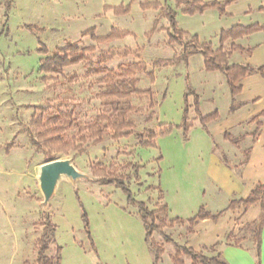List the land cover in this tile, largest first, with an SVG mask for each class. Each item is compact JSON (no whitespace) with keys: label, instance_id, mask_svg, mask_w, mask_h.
Returning <instances> with one entry per match:
<instances>
[{"label":"rangeland","instance_id":"1","mask_svg":"<svg viewBox=\"0 0 264 264\" xmlns=\"http://www.w3.org/2000/svg\"><path fill=\"white\" fill-rule=\"evenodd\" d=\"M201 1L218 2L223 12L211 7L185 13L176 0H0V264H36L46 216L54 226V242L45 255L52 257L59 247L60 264H151L137 207L120 188L102 182L111 173L128 176L132 198L148 209L166 204L169 218L193 217L203 206L200 202L192 209L202 191L205 198L211 196L201 151L207 133L199 125L193 96L188 97L192 126L186 139L179 125L187 86L199 102L202 95L227 92L226 77L205 71L201 54L186 65L165 62L181 47L169 39L161 11L167 7L174 12L185 41L196 35L213 51L221 49L228 65L239 64L247 51L244 37L220 41L221 33L234 26H264V0ZM113 29L127 34L109 42L96 39ZM67 46L84 50L87 58L61 75L42 73L41 62ZM128 65L132 68L122 73L117 87L140 91L127 97L137 111L127 114L131 134L116 139L107 122L98 119L111 111L100 96L111 82L102 68L119 73V67ZM215 104H224L221 95ZM199 110L207 115L214 109L205 102ZM149 112L155 113L150 120ZM74 123L81 128L96 123L101 141L86 139L88 132H79ZM243 129L253 132L256 122ZM29 131L41 148L32 144ZM149 131L157 137L149 138ZM139 133L142 142L155 147L142 144L135 136ZM49 158L69 160L80 177L60 176L45 200L39 177ZM188 228L166 222L153 232L163 250L159 264H173L174 244H184ZM181 259L191 264L189 258Z\"/></svg>","mask_w":264,"mask_h":264},{"label":"trees","instance_id":"2","mask_svg":"<svg viewBox=\"0 0 264 264\" xmlns=\"http://www.w3.org/2000/svg\"><path fill=\"white\" fill-rule=\"evenodd\" d=\"M176 4L183 6V11L185 13H195V12H202L207 8L216 7L221 12H223L222 6L218 2H212L210 4H204L201 0H176ZM10 3L6 5V10L9 9ZM263 10L264 9H260ZM162 15L167 19L168 22V30H169V39L176 42L180 47L181 50L176 53L171 60H166L165 62H173L174 64L177 62H182L184 65L187 64L188 59L195 55V54H201L203 57V66L204 70L211 72V71H219L224 74L226 77V83L229 88L230 94H231V100L229 104V112H233L237 108L242 106V103L237 102L233 97L234 95L239 91L240 85L238 82L241 78H243L246 75H250L253 73H260L263 75V70L260 67H253L249 64H227L225 60V54L222 52L221 49L212 50L210 47V44L208 43H199V40L196 35L189 36V39L185 41L183 39V36L187 35L185 32L180 30L177 27L174 12L170 8H163L162 9ZM7 15V14H6ZM264 30V26H259L257 24L250 25V26H234L227 31H224L221 33L220 41H223L225 38H240V37H246L256 31ZM127 34L125 31H120L113 29L107 36L96 38L97 40L103 41V42H109L121 37H124ZM240 50H242L240 48ZM46 51V50H45ZM84 50L79 49L77 47H71L67 46L63 49L57 50L55 54H53L51 57H47L41 62L40 70L42 73H50V74H56L61 75L63 73V69L67 68L69 66L77 65L78 63H81L84 61L87 56L83 52ZM132 68V65H128L127 68L124 69L122 67H119V73L115 72L114 70H107L103 69V71L107 72L106 77L107 79H110V83L108 86L100 93V96L103 98H106L102 101L103 106H109L111 108L110 113L106 116L98 117L99 120H104L107 122V126H110L111 129H113L114 133L112 135L113 138H123L128 137L131 134V130L133 129V123L130 121V119L127 117V114L133 111H137L136 108H134L129 100H127V97L133 93V92H140L134 90H127L120 91L118 90L117 85L121 82L118 79L121 78L122 73L124 72H130ZM126 69V71H125ZM102 70H95L94 72L98 73ZM188 83V77L185 79ZM188 85V84H187ZM144 92H147L144 91ZM193 96V104L195 107L196 116L198 117V120L206 133L210 136L208 133V130L206 128V125L208 122L214 120L217 117V112L214 111L207 115H202L199 110V102L198 97L193 89L190 88V86H187V89L184 93V106H183V115L182 120L179 125V127L183 131V137L186 139L187 133L189 129L192 126V123L188 120V112H189V100L188 97ZM107 98H110V100L107 101ZM158 105L155 104L154 107ZM154 112H149V120L154 115ZM264 117V110L259 112L258 114L251 117L246 123H251L253 121L256 122V129L251 132V135L253 138L259 133L261 129V118ZM75 126L79 127V132L82 133V130H85L88 132V135L86 136L83 134L80 138L86 136V139L88 138H94L93 142L97 143L101 141L102 134L100 133L98 126L96 123H91L85 128H81L79 124L74 123ZM29 136L32 144H34L37 148H41V144L39 141H37L34 136L31 134V131H29ZM136 138L142 142L143 141V135L142 134H136ZM148 137L151 139H154L157 137V135L153 131L148 132ZM224 139H227L232 144H237V142L240 140L239 138H234L228 133H224L223 135ZM96 138V139H95ZM147 147H155V144L151 142H142ZM247 155V151H246ZM49 157V155H47ZM221 161L228 165V160L224 154L221 155ZM53 158H49L47 162L53 161ZM161 160V156L156 158V161ZM135 174L138 170L137 167H135ZM103 184H113L114 186L120 188L126 195L127 200L134 204L137 207V214L139 218L142 221L144 232H145V243L148 248V251L151 255V264H159L160 262V255L163 252L162 248L157 245L153 239L152 234L154 231H160L161 227L165 225L166 222L171 223L177 222L179 224H187L189 226L187 233L188 236L192 232V227L200 220H203L205 218H212L215 220L218 216L217 215H211L208 213L203 206L199 208L197 213L188 219H181V218H169L168 216V208L166 204L161 205L159 208L157 207L154 210L148 209L146 204L141 201H135L129 191L128 188V176L125 175H116V174H108L107 177L102 179ZM159 188V187H158ZM159 192L162 193L161 189L159 188ZM257 203L260 207V212L258 217L244 225L241 229L238 230L237 233H234L232 231L225 234V236L214 243L211 246H203L201 247L200 251H196L189 247L186 243L182 245L174 244V241L170 236L163 234V239L167 243H173L175 246V252L173 255L170 256V259L173 264H184L183 260L181 259L182 256H185L190 259L191 264H229L226 262V260L222 256L221 248L224 245H230V246H237V247H243V244L245 242H250L251 246L253 248L254 256L256 258V264H259L260 259V246H261V233L264 229V183L263 184H257L252 191L250 192L249 196L245 199H239V200H233L229 203L228 208H235L239 205H242L244 208H247L249 205ZM163 214V216H160V214ZM85 217V215H84ZM85 226L87 227V221L85 220ZM53 233H54V226L49 220V217L46 216V221L44 223L43 231L41 236L38 239V249H37V258H36V264H60V248L56 246V252L55 255L52 257H47L45 255V252L48 249V244L51 242H54L53 240ZM89 237V232H86ZM90 240V238H89ZM92 243V242H91ZM92 245V244H91Z\"/></svg>","mask_w":264,"mask_h":264},{"label":"crops","instance_id":"3","mask_svg":"<svg viewBox=\"0 0 264 264\" xmlns=\"http://www.w3.org/2000/svg\"><path fill=\"white\" fill-rule=\"evenodd\" d=\"M243 40L247 51L240 57L239 64L260 67L263 75L253 73L240 79L238 82L240 89L233 98L242 103V106L229 112L232 97L229 88L227 92L220 91L219 95L215 93L208 98L202 95L199 99V108L205 102L210 103L214 109L212 112L216 111L217 117L207 123L206 128L210 136L207 134V137H204L201 148L212 194L205 198L203 190L201 198L197 199L192 209L196 211L199 203L204 202V209L211 215L218 216L215 220L212 218L200 220L192 227V232L184 243L196 251H200L203 246L213 245L230 231L237 233L244 225L254 221L260 212L257 203L247 208L242 205L228 208L231 201L245 199L257 184L264 183V117L261 118V129L254 138L248 130L243 129L251 117L264 110V30L256 31ZM220 95L224 99V104L221 108H215L216 98ZM199 125L203 128L200 123ZM224 133L241 138L237 144H232L224 139ZM219 149L223 150L221 153L226 156L228 165L221 161L222 154L218 153ZM221 251L229 264H256L250 242H245L243 247L224 245ZM259 264H264V229L261 233Z\"/></svg>","mask_w":264,"mask_h":264},{"label":"water","instance_id":"4","mask_svg":"<svg viewBox=\"0 0 264 264\" xmlns=\"http://www.w3.org/2000/svg\"><path fill=\"white\" fill-rule=\"evenodd\" d=\"M62 175L72 179L80 177V173L76 171L69 160H53L41 166L39 181L45 200L50 198L58 179Z\"/></svg>","mask_w":264,"mask_h":264}]
</instances>
